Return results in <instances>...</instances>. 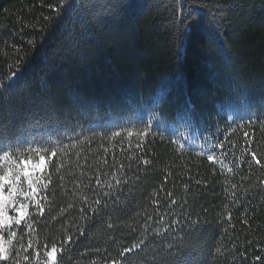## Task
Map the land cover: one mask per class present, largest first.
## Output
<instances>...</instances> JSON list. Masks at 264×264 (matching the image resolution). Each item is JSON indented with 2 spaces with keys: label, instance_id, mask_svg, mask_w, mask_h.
I'll list each match as a JSON object with an SVG mask.
<instances>
[{
  "label": "trees",
  "instance_id": "obj_1",
  "mask_svg": "<svg viewBox=\"0 0 264 264\" xmlns=\"http://www.w3.org/2000/svg\"><path fill=\"white\" fill-rule=\"evenodd\" d=\"M0 83V146L63 150L5 264H264V0H0Z\"/></svg>",
  "mask_w": 264,
  "mask_h": 264
},
{
  "label": "snow or ice",
  "instance_id": "obj_2",
  "mask_svg": "<svg viewBox=\"0 0 264 264\" xmlns=\"http://www.w3.org/2000/svg\"><path fill=\"white\" fill-rule=\"evenodd\" d=\"M68 3V0H61V10L64 9V5ZM68 7L71 8V4H68ZM130 8H135L136 5H129ZM183 22V21H181ZM16 74L13 73L12 77L9 78L11 80ZM0 87H10L9 85H4L3 83H0ZM262 127H264V121H259ZM148 128H146L143 132H140L139 135L141 137H146L148 135ZM120 133H113V136H118ZM129 136H132V133H128ZM245 137H248V133H244ZM21 143H29L31 145L30 141H21L19 137L15 138V143H13L11 140L5 139L3 141L2 146H0V169H2V172H0V264H5V262H8L10 260V250L9 245L12 244L13 239L16 238L19 235V228L22 225V222L28 227L31 228V224H28L25 217L29 215L28 203H19L15 200L16 196H23L26 199H29L35 203L36 208L39 210L41 214H43L44 208L40 204V202L36 199L35 194L38 191V188L33 186L34 184L44 182V170L46 168V165L49 161L52 160L53 157H56L61 150H57L53 148V151L51 152L50 156L47 157L44 154L40 153V148L36 147L33 148L32 151L35 153V156L37 158L30 157L29 159H17V153L19 151V148L21 146ZM75 147V145H73ZM137 147H141L140 144L137 145ZM219 147H223V144L221 143ZM65 148H67V145H65ZM107 151V149H105ZM247 151V149H245ZM251 159L254 161L257 165H260L261 167H264V164H262L261 160L258 158L257 154L255 152L251 153ZM208 160L215 162V157L212 154L208 155ZM106 162V161H105ZM145 164H148L149 161L145 160ZM5 164H7V167H5ZM21 165H23V168H21ZM62 166V165H61ZM58 166V170H59ZM122 167V166H121ZM231 171V169H229ZM39 175V180H34L33 177ZM24 177L26 180L29 188L31 191L25 192L20 189H18V185L20 184L21 177ZM117 184L121 183L120 180L116 181ZM47 183H50V176L48 177L47 182L45 183V188L47 187ZM97 185H100L101 182L99 180V177L96 179ZM124 183H127L125 180ZM199 183V182H198ZM261 184H264V180L260 181ZM111 187V185H109ZM233 188H235V185H233ZM108 193H105L107 195ZM171 195V194H169ZM234 195V194H233ZM86 203V201H85ZM101 201L99 199L95 200V204H100ZM174 204L175 201H172ZM14 209L15 215H10L8 209L9 208ZM72 205H69V208H71ZM225 208H227V205H225ZM92 211H95L94 209H90ZM81 211H84V208H81ZM63 214V210L61 212ZM230 218V214H229ZM150 219V217H149ZM193 223H196L193 221ZM13 224L16 226L17 230H13ZM7 231V240H5L4 235L2 234L3 231ZM71 236L67 238V242H71ZM144 241L141 240L139 243L133 244L132 248H124L123 251L120 253V256L123 257L125 253L131 252L135 249L140 248L141 244H143ZM29 247H31V244H29ZM21 248L24 253H28V248H24L21 244ZM60 251L62 253L63 248L57 249V246L55 244L52 245L50 250H47L45 248V255L47 256V261L45 264H59L57 253ZM217 252H219V249H216ZM30 253L26 255H22V259L24 261L30 260ZM17 257H21V252L18 251L16 253ZM257 260L260 259V257H256ZM13 264H20V259H14Z\"/></svg>",
  "mask_w": 264,
  "mask_h": 264
},
{
  "label": "rangeland",
  "instance_id": "obj_3",
  "mask_svg": "<svg viewBox=\"0 0 264 264\" xmlns=\"http://www.w3.org/2000/svg\"><path fill=\"white\" fill-rule=\"evenodd\" d=\"M9 210H12V208L10 207V208L8 209V211H9Z\"/></svg>",
  "mask_w": 264,
  "mask_h": 264
}]
</instances>
